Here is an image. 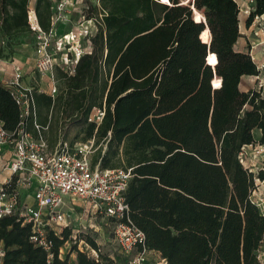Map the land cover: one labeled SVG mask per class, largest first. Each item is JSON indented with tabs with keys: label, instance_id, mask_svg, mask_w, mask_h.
I'll return each instance as SVG.
<instances>
[{
	"label": "trees",
	"instance_id": "obj_1",
	"mask_svg": "<svg viewBox=\"0 0 264 264\" xmlns=\"http://www.w3.org/2000/svg\"><path fill=\"white\" fill-rule=\"evenodd\" d=\"M253 1L247 27L264 14V0ZM29 4L0 0V52L2 39L33 38ZM51 4L35 0L43 31L50 27ZM100 5L104 15L92 54L80 59L71 76L56 69L54 99L33 94L36 123L47 126L44 139L54 125L57 142H65L62 132L76 126L73 142L93 141L92 168L131 169L124 193L129 218L144 234L145 249L167 264H257L264 218L250 201L254 176L238 154L247 145L264 146V90L239 89L242 77L258 71L248 53L235 50L237 2L101 0ZM93 109L103 112L98 125L88 122ZM0 122L10 134L20 122V109L2 84ZM24 129L37 136L31 119ZM258 178L264 180V172ZM22 223L14 216L0 220V264H68L72 253L76 264H118L83 235L77 241L98 258L76 245L61 258L70 229L49 232L47 252L30 241L31 227Z\"/></svg>",
	"mask_w": 264,
	"mask_h": 264
},
{
	"label": "built area",
	"instance_id": "obj_2",
	"mask_svg": "<svg viewBox=\"0 0 264 264\" xmlns=\"http://www.w3.org/2000/svg\"><path fill=\"white\" fill-rule=\"evenodd\" d=\"M101 0H52L50 27L43 31L32 11L28 12L29 29L34 33V67L32 85H24V73L0 56V84L7 88L20 109V122L14 134L8 133L0 122V220L14 216L31 227L30 241L49 252L51 242L48 233L59 235L70 229L64 207L67 200H77L88 206L91 216L110 221L112 237L128 258L127 264H146L149 252L144 246V234L134 226L128 215L124 193L132 178L131 169L101 170L92 168L93 141L71 148L66 142H58L51 150L43 137L47 130L36 123L33 94L44 93L54 99L58 95L56 69L71 76L84 56L93 51L92 39L102 27L104 11ZM95 9L93 15H89ZM77 19L74 20V14ZM246 17L250 12L243 11ZM255 17L248 26L255 38L261 30ZM257 76L254 90H264V63L255 60ZM8 65L11 66L8 70ZM46 79L45 84L42 82ZM103 112L93 109L88 122L97 125ZM27 119H31L37 136L25 131ZM239 163L254 176V189L250 201L264 218V180L258 178L264 172V146L258 143L242 147ZM71 238L76 240L72 234ZM76 244V243H75ZM77 249L89 258L97 259V251L83 241ZM84 248V250H83ZM3 252L0 248V259ZM257 264H264V238L256 251ZM156 264H167L158 258Z\"/></svg>",
	"mask_w": 264,
	"mask_h": 264
},
{
	"label": "rangeland",
	"instance_id": "obj_3",
	"mask_svg": "<svg viewBox=\"0 0 264 264\" xmlns=\"http://www.w3.org/2000/svg\"><path fill=\"white\" fill-rule=\"evenodd\" d=\"M187 1L189 0H181V2ZM249 2L250 0H246V7L243 9V11H251V5ZM30 10H32V6L29 4V11ZM243 16H245V14H243ZM77 17V13H75L74 20H76ZM34 42L35 40L32 37L25 36L17 40H13L10 43H7L5 39H2L1 44L0 56L4 57L5 60L9 62L8 64L12 63V65H15L21 69L22 73H24V85L26 86L33 84V77L38 81L36 75L34 76L32 74L35 59ZM10 68L11 66L8 65L9 71H11ZM42 82L45 84L46 79H43ZM52 121L53 118H50V122ZM54 127L55 126L53 125V130H50L46 137L50 146L52 147L57 143L58 140V130L55 131ZM78 129L79 128L76 126L66 127L65 131L62 132L65 134L64 141L71 148L75 147V145L77 144H82L81 142H79V140L77 142H73V136L77 134ZM255 136L258 137V133H256ZM65 204V216L67 221L70 223V230L76 237V240H73L71 238L70 242H67L61 248V258L69 255L73 245H79L77 244V237L78 235H83L84 237H90L91 239H93L100 247V251L102 254L107 255L111 258L113 257L112 259H114L118 264H127L128 258L124 256V253H122L118 245L113 240L111 234L112 225L110 221L99 216H91L89 214L88 206L81 201L67 200ZM75 257V253L70 254L68 264H73ZM151 264H156V260L155 263L153 261L151 262Z\"/></svg>",
	"mask_w": 264,
	"mask_h": 264
},
{
	"label": "crops",
	"instance_id": "obj_4",
	"mask_svg": "<svg viewBox=\"0 0 264 264\" xmlns=\"http://www.w3.org/2000/svg\"><path fill=\"white\" fill-rule=\"evenodd\" d=\"M238 4L240 13H239V28H240V37L235 44V50L240 53H247L248 50L252 52L255 60L259 63H264V14L259 17L257 23H259L261 30L257 31V37L255 38L250 34V30L246 26V16H243V9L246 7V0H235ZM251 11L253 9L254 1L250 0ZM30 5L32 6V10L34 9L35 0H30ZM256 87V82L253 77H242L239 84V89L241 92H248L253 90ZM58 138V137H57ZM48 142V140H47ZM58 142L52 147L48 142V146L51 150H54ZM113 258V257H112ZM157 258V259H155ZM158 258H161L158 253L149 254V261L146 264H151V262ZM74 263L76 264V257L74 258Z\"/></svg>",
	"mask_w": 264,
	"mask_h": 264
},
{
	"label": "water",
	"instance_id": "obj_5",
	"mask_svg": "<svg viewBox=\"0 0 264 264\" xmlns=\"http://www.w3.org/2000/svg\"><path fill=\"white\" fill-rule=\"evenodd\" d=\"M204 22V21H203ZM208 64V63H207Z\"/></svg>",
	"mask_w": 264,
	"mask_h": 264
}]
</instances>
